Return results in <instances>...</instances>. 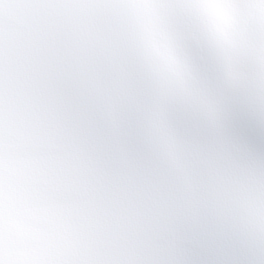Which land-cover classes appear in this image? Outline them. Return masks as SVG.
<instances>
[{
	"label": "snow or ice",
	"instance_id": "6c2138e0",
	"mask_svg": "<svg viewBox=\"0 0 264 264\" xmlns=\"http://www.w3.org/2000/svg\"><path fill=\"white\" fill-rule=\"evenodd\" d=\"M0 264H264V0H0Z\"/></svg>",
	"mask_w": 264,
	"mask_h": 264
}]
</instances>
